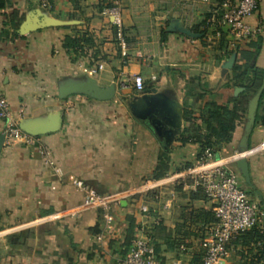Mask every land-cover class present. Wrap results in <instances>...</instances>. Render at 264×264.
Returning <instances> with one entry per match:
<instances>
[{"label": "crops", "instance_id": "0c3cea01", "mask_svg": "<svg viewBox=\"0 0 264 264\" xmlns=\"http://www.w3.org/2000/svg\"><path fill=\"white\" fill-rule=\"evenodd\" d=\"M216 1L105 0L120 15L122 55L119 27L101 0H0V92L18 123L60 118L55 131L37 136L47 147L46 160L21 142L0 148V264H113L129 229L154 243L161 264L200 263L213 202L184 174L195 163L199 144L181 143L177 135L165 150L129 111L137 91L120 82L138 74L143 89L155 87L182 111L188 78L199 77L206 91L215 92L231 74V69L222 74L228 53L236 50L234 64H243L245 43L252 51L258 36L247 42L227 34L215 37L203 18ZM44 20L49 23L34 29ZM247 22L264 27V0H258ZM24 25L31 30L23 31ZM259 35L248 63L264 69V33ZM72 37L82 39L76 50L65 46ZM87 77L101 87L114 84L113 98H59L58 87ZM243 126L215 153L231 161L241 187L262 211L264 127L252 129L247 149L240 152ZM3 128L0 118V134ZM162 153L166 160L159 167ZM241 154L247 158L250 185L234 164ZM157 173L161 177L154 178ZM74 179L116 196L109 225L100 209L82 208ZM159 179L160 184L142 188ZM258 228L262 233L251 230L234 241L220 264H264V227Z\"/></svg>", "mask_w": 264, "mask_h": 264}, {"label": "built area", "instance_id": "2783aa9c", "mask_svg": "<svg viewBox=\"0 0 264 264\" xmlns=\"http://www.w3.org/2000/svg\"><path fill=\"white\" fill-rule=\"evenodd\" d=\"M207 2L209 0H200ZM258 8V0H220L216 1L206 20V27L213 31L215 37L223 34L232 36L239 41H246L256 35L264 33L261 24L251 25L247 22ZM112 15V22L119 27L121 23L118 9H106ZM116 40L122 55H126L125 40L119 27ZM102 64H97L101 69ZM120 87H132L136 91L143 89V79L138 74H132L120 82ZM0 118L4 120L2 131L3 144L11 145L21 142L34 147L43 159L46 158L47 147L37 136L22 131L17 116L10 110L9 103L0 92ZM249 153V152H248ZM238 156H242L238 155ZM237 157L235 155L234 159ZM46 160V159H45ZM231 161L216 156L215 151L205 148L197 156L195 163L187 168L184 174L191 178V187L200 190L202 194L213 202L212 213L214 221L209 225L202 240V257L200 264H220L226 257L228 247L239 235L259 226L261 210L241 187L238 175L229 165ZM159 180H150L142 185L143 189H150ZM74 187L82 194L81 206L84 209H100L107 225L110 224L108 215L112 206L116 205L115 195L100 193L85 185L81 180L72 181ZM144 209V207H142ZM114 264H161L154 256L151 243L144 237L138 236L132 242L127 254L123 258H115ZM169 264H183L180 260H173Z\"/></svg>", "mask_w": 264, "mask_h": 264}, {"label": "trees", "instance_id": "16d2710c", "mask_svg": "<svg viewBox=\"0 0 264 264\" xmlns=\"http://www.w3.org/2000/svg\"><path fill=\"white\" fill-rule=\"evenodd\" d=\"M101 7L111 8L112 4L105 2V0H101ZM209 16L210 13L203 18V24L205 27L206 20ZM256 38L257 40L252 51L248 49V47L251 46V43H245L247 48L243 51L247 52L245 54L243 53L245 62L243 64L235 63L231 68V74L226 77V81L215 92L206 91L203 88L204 85L200 82L199 77L188 78L185 83L183 100L184 127L178 134L177 139L181 143H198L200 147L198 155L205 148H210L216 152L219 146L226 145L232 140L233 132L236 127L243 124L245 121L248 100L261 86L263 87L257 103L253 129L264 127V69L248 63L251 55L258 50L256 46L260 42V35ZM81 40L82 39L80 38L72 37L68 39L65 46L76 50L81 46ZM235 51L236 50H231L228 55ZM235 87H242L243 90L234 94ZM165 160L166 153L159 155V167H162ZM159 177H161L160 173L154 175V178ZM195 191L202 194L200 190ZM244 191L248 195L249 191L245 189ZM202 196L205 197L203 194ZM213 221L214 218L212 215L211 223ZM259 226H261V223ZM259 226L252 228L251 230H256L255 232L257 233H262V230H259L258 228ZM126 233V239L122 243L120 251L115 258H123L127 254L132 242L137 237L130 229L129 231H126ZM243 234L239 235L235 240H233V242H236ZM258 236L262 237L261 234H258ZM150 243L155 251L154 243L152 241ZM115 258L113 259V264L115 262Z\"/></svg>", "mask_w": 264, "mask_h": 264}, {"label": "water", "instance_id": "95a60500", "mask_svg": "<svg viewBox=\"0 0 264 264\" xmlns=\"http://www.w3.org/2000/svg\"><path fill=\"white\" fill-rule=\"evenodd\" d=\"M48 23V20L41 21L34 29L43 27ZM30 28L31 27H26V25H24L23 31L31 30ZM184 32L190 34L188 30H184ZM235 57L236 54L232 53L222 64V74L232 68ZM262 87L263 86H261L247 102L243 134L239 141L240 152L247 149V140L253 129L255 112ZM242 90V87H235L234 94ZM74 94H82L92 99L106 101L113 98L115 94V85L110 84L108 87H101L96 82L95 78L87 77L82 81L71 82L58 87V96L61 99ZM128 108L131 115L142 121L158 141L162 143L164 149L168 150L174 138L182 129L183 111L181 105L165 93L157 91L155 87L149 86L137 91L131 96L128 102ZM59 120L60 118L57 116L43 123H19V127L22 131L30 135L39 136L55 131L58 127ZM3 138V135L0 134V148L3 145ZM234 164L243 182L250 185L246 156H240L234 161ZM261 224L264 227V207L261 211Z\"/></svg>", "mask_w": 264, "mask_h": 264}, {"label": "rangeland", "instance_id": "374dc122", "mask_svg": "<svg viewBox=\"0 0 264 264\" xmlns=\"http://www.w3.org/2000/svg\"><path fill=\"white\" fill-rule=\"evenodd\" d=\"M239 177V176H238Z\"/></svg>", "mask_w": 264, "mask_h": 264}]
</instances>
